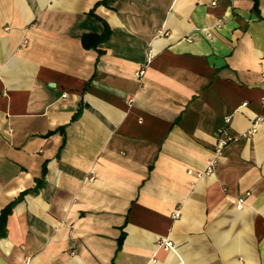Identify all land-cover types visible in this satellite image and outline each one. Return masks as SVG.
<instances>
[{
    "label": "crops",
    "instance_id": "crops-1",
    "mask_svg": "<svg viewBox=\"0 0 264 264\" xmlns=\"http://www.w3.org/2000/svg\"><path fill=\"white\" fill-rule=\"evenodd\" d=\"M263 114L264 0H0V264H264Z\"/></svg>",
    "mask_w": 264,
    "mask_h": 264
},
{
    "label": "trees",
    "instance_id": "trees-1",
    "mask_svg": "<svg viewBox=\"0 0 264 264\" xmlns=\"http://www.w3.org/2000/svg\"><path fill=\"white\" fill-rule=\"evenodd\" d=\"M108 36H109V29L105 28L103 33L100 35L98 34L84 35L82 38V43H83V46L87 49L98 48V46L102 44L107 39ZM26 193L27 192H23L13 203H11L5 210H3V212L1 213V217H0V228L4 227L7 216L9 215L12 206L16 202L21 201V199ZM121 242H122V238L119 240V244H121Z\"/></svg>",
    "mask_w": 264,
    "mask_h": 264
},
{
    "label": "built area",
    "instance_id": "built-area-1",
    "mask_svg": "<svg viewBox=\"0 0 264 264\" xmlns=\"http://www.w3.org/2000/svg\"><path fill=\"white\" fill-rule=\"evenodd\" d=\"M206 31V30H205ZM206 34L209 36V33L206 31ZM259 120H264V114L259 118ZM226 122L228 123L229 120L226 118ZM251 132H253V130H251ZM250 132V133H251ZM224 134V138L221 139L218 144H217V150H216V154L220 155L221 150L231 141L236 140V138H233L231 136H229L227 134V132H223ZM215 161L211 160L209 163V168L208 171H212L213 166H214ZM245 202V198H241L237 201V208L241 209L243 207V204ZM179 216V213L176 212L175 214H173V218H177ZM157 249H172V245L169 241H167V239H163L159 242H157L156 244Z\"/></svg>",
    "mask_w": 264,
    "mask_h": 264
}]
</instances>
